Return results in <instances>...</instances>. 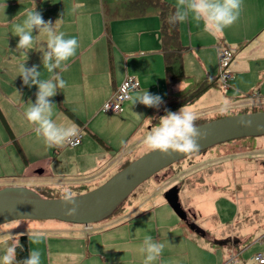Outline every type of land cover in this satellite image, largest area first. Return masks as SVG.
<instances>
[{
  "label": "crops",
  "instance_id": "0c3cea01",
  "mask_svg": "<svg viewBox=\"0 0 264 264\" xmlns=\"http://www.w3.org/2000/svg\"><path fill=\"white\" fill-rule=\"evenodd\" d=\"M130 1L133 0H0V173L10 174L13 170L11 167L9 172H4L11 155L17 160L15 167H18V157L13 155L15 151L27 161L26 165H29L21 144L30 134L44 142L43 137L37 135L36 126L25 116L30 103H35L38 89L36 86L28 87L23 84L22 78L19 77V65L24 62L29 68L35 65L42 72V78L49 77L50 74L43 69L40 52L41 48H46L47 35L34 31L36 46L26 57L23 50L16 49L19 37L14 33V25L22 23L26 12L33 9L42 15L44 21H51L53 24L57 21L55 29L57 32H63L65 38L75 37L79 42L76 55L66 62L64 70H56L67 82V87L60 89V92L50 99L55 104L52 118L59 126L69 127L75 124L92 138H86L84 133L81 144L71 147L76 150L77 156L89 158L87 167L90 170L100 173L104 168V173L109 170L106 175L110 176L125 161L150 149L143 147L140 153L130 159L128 155L134 153L131 150L125 155L124 161H121L123 157L118 156L114 166L112 161L115 158H111L108 151H105L111 149L112 142L104 138L99 125L107 127L108 123H114V127L119 129L131 124L135 128L133 135L136 136L137 133L138 136L141 122L145 124L146 119L153 116L152 123H157L165 113L171 111L160 109L166 100H178L195 89L196 85L183 95L180 94L186 78L193 76L198 79V83L202 79L217 76L219 50L227 49L231 53L228 69L232 73L230 90L233 95L242 93L249 97L252 92H257L256 96L251 98L264 100V0H243L239 19L220 33L206 31L202 22L192 19L184 23L177 22L178 39L183 46L180 60L184 76L170 88L164 78L160 23L156 9L145 6L143 9L130 11ZM164 1L176 8L177 0ZM126 75L136 79L137 88L132 90L129 98L123 102L119 115L105 114L101 110L104 101ZM146 91L161 98L159 107H147L139 102L133 105V100ZM62 112L65 116L57 119L56 115L60 116ZM204 115L210 117L208 113ZM66 116L72 122L68 121ZM137 139L140 141V138ZM92 140H96L102 147L93 144L95 148L91 154L88 147H92ZM234 142H238L237 151L243 149L239 141L226 142L230 144L231 151L235 150ZM190 158L181 159L177 164ZM184 168L193 169L190 166ZM37 173L43 171L39 169ZM165 174L169 175V171ZM159 175L160 173L156 176ZM172 184L178 186L179 194L182 181L169 183ZM55 185H58V191L61 187L70 186L61 183ZM48 187L50 186H38L36 191L43 193L49 191ZM200 187L196 180L189 190L197 191ZM91 188L93 187L86 190ZM78 192L83 191L79 189L74 193ZM138 193V197H142L141 200L137 201L135 197L132 201L127 199L103 224H89L87 228V225L51 220L52 223L39 231L20 235H26L28 252L33 248L41 251L42 264H144L146 253L141 252V247L147 234L165 245L162 255L154 264H264L253 259L255 253H264V223L262 229L253 237L248 231L251 226L236 235L231 232L221 235L211 233V236L204 232L202 235L184 229L183 220L163 209L161 213L154 211L150 218L136 219L145 213L149 206L151 209L155 205L151 203L147 206L145 203L146 199H149L146 185L142 186ZM242 193L239 189L238 194L243 202H246L247 199ZM201 196L200 193V198ZM202 198L210 200L204 195ZM160 204L161 202L158 203ZM168 208L171 209L170 206ZM171 211L173 212L172 209ZM188 211L193 219V213L189 209ZM208 227L212 230L211 225ZM37 234L44 237L39 245L32 244L29 239ZM201 235L203 237H200ZM19 236L12 239L0 238V255H3L7 247L18 243ZM217 238L223 239L224 242L214 245L213 239ZM246 244L254 250L246 248ZM210 246L215 248L212 247L211 250ZM230 253L235 256V262L227 263L226 259Z\"/></svg>",
  "mask_w": 264,
  "mask_h": 264
},
{
  "label": "rangeland",
  "instance_id": "374dc122",
  "mask_svg": "<svg viewBox=\"0 0 264 264\" xmlns=\"http://www.w3.org/2000/svg\"><path fill=\"white\" fill-rule=\"evenodd\" d=\"M219 51H217V55ZM217 59H219V57ZM215 78L217 79V76ZM197 80L198 79H195L193 76L186 78L184 80L183 90L180 94L183 95V93L193 89ZM230 87L231 82L228 88L222 89L217 81L216 85L208 89L204 95L202 93L199 98L184 107L191 110L196 117H199V115L205 116V113H208L210 117H216L236 114L241 110L256 108L264 110V100H254L252 98L256 95L252 94H250L249 97L242 93H237L236 96H234ZM252 93L257 94V92ZM179 109L169 112H178ZM167 113H165L164 116ZM148 114L149 113H147V115ZM64 116L65 114L63 112L60 116L56 115L59 120ZM67 119L72 122L70 118L67 117ZM152 119L153 116L146 119V126L143 122L140 123L138 128L140 131L138 132L137 130L138 136L137 133L136 136L133 135L135 128L131 124H127L124 128L119 129L114 127V123L110 125L108 123L107 127H104V125L98 126L104 138H108L112 142L111 149L105 151H108L107 153L111 158H115L112 161L114 162V166L117 164L118 159L116 160V158L118 156H121V158L123 157L121 161H124L126 159L125 155L129 151H134L133 155H128L131 159L136 154L140 153L143 147L148 148L144 142V138L160 123V119L157 123H152ZM149 126L151 127L150 130L148 129ZM78 129L82 128L78 127ZM84 133L86 138L92 139L86 131H83V135ZM137 138H140V141H137ZM38 139L30 134L21 144L29 161L28 166L26 165L27 161L15 151L13 155L15 158L18 157V167H15L17 165V160L11 155L9 164L6 166L4 172H9L11 167H13V170L10 174L0 173V189L10 186H19L35 189L36 191L38 186L43 185L50 186L48 187L50 188L49 190H53V193L57 195L61 192L56 191V186L58 185L55 184L61 183L70 185L69 187H61V190H70L75 195L74 192L79 189L85 191L86 188H94V186L102 184L109 177L106 175L109 170L104 173V168L100 173L96 172V170L88 169L87 162L89 158L77 156L76 150H72L66 143L61 146L49 147L45 141L43 142L42 140L41 142ZM93 142L94 143L91 145L92 147H88L91 154L95 148L93 144L101 146L96 140ZM239 143L243 147L240 151L236 150L238 142H234L235 150L233 151H231L229 143L216 144L194 155L189 160H184L179 164L173 163L171 167L162 169L163 172H158L160 173L159 176H156L158 175V173H156V175H154L155 177L152 176L148 178L145 183L133 190L127 198L130 201H132L134 197L137 201L141 200L142 197H138V191L142 186L146 185L149 199H146L145 203L147 206L151 205V203L155 204L151 209V206H149V209L136 217V219L150 218L154 211L160 212L162 209L175 216L176 214H173L171 209L168 208L169 206L166 204L163 194L169 187L175 185H169L170 182L181 180L182 186L178 194V196H180L178 200L180 206L183 211L186 212V215L190 216L188 209L193 213L194 218L192 222L207 235L211 233H213V235L215 233L216 235H221L228 232L236 235L238 232L246 229V227H252L248 229V231L252 234L249 235L253 237L262 229L261 226L264 223V134L252 138L241 139ZM109 162L111 161H108V163ZM107 166L108 165H106V167ZM187 166H190V168L193 167V169H185L184 167ZM39 169L42 170L43 173H37ZM164 170L169 171V175L165 174L166 171ZM155 178L159 180H155ZM196 180L201 186L199 189L201 192L199 190L192 192L189 190V187L192 186L193 182ZM239 189H241V193L243 192L242 195H244V198L247 199L246 202H243L241 196L238 194ZM200 193L202 194L201 198ZM245 194L247 195L245 196ZM203 195L206 198L209 197L210 200H204L202 198ZM43 196H46V194ZM127 199L124 201H127ZM160 202L161 204L158 205ZM111 216L110 214V216L105 217L103 220L91 223L90 225L95 226L103 224L104 221ZM52 221H9L0 225V238L3 239L6 237V239H12L17 238L20 234H31L49 225ZM209 225H211L212 230L209 229ZM182 227L192 231L184 221L182 222ZM200 237L203 236L201 235ZM213 240H215V244L213 243L214 245H220L224 242V240L220 238ZM248 244L245 245L247 246L246 248L251 251L254 250L249 247ZM212 247L215 248L214 246H210L209 248L212 250Z\"/></svg>",
  "mask_w": 264,
  "mask_h": 264
},
{
  "label": "clouds",
  "instance_id": "9594fccd",
  "mask_svg": "<svg viewBox=\"0 0 264 264\" xmlns=\"http://www.w3.org/2000/svg\"><path fill=\"white\" fill-rule=\"evenodd\" d=\"M242 8L243 0H177L175 12L168 17V22L176 24L192 19L202 22L206 31L215 34L232 26L239 19ZM55 24L44 21L42 15L33 9L26 12L22 23L14 25L15 36L19 37L16 49L23 50L26 57L36 46L34 31L47 35L46 48H41L40 52L43 69L50 74L49 77L42 78V72L37 66L29 68L25 66V62L19 65V77L24 85L36 86L38 89L35 103H30L25 116L36 126L37 135L42 136L49 147L61 146L79 133L75 124L69 127L59 126L52 118L55 104L50 98L67 87V82L56 70L63 71L66 62L76 55L80 46L77 38H65L63 32H57ZM137 102L147 107H159L161 98L146 91L133 100V105ZM196 119V115L184 106L178 112H168L160 118L159 125L146 135L144 142L162 156L197 153L205 133L195 123ZM247 123L242 121L244 126ZM62 204L65 215L77 214L79 205L72 191L64 192ZM29 239L32 244L39 245L44 237L37 234ZM17 247L23 250L20 243L7 247L3 255H0V264H42V254L38 248L30 249L28 258L17 261ZM164 248L165 245L156 241L152 235H145L141 247V252L146 253L144 264H154Z\"/></svg>",
  "mask_w": 264,
  "mask_h": 264
},
{
  "label": "water",
  "instance_id": "95a60500",
  "mask_svg": "<svg viewBox=\"0 0 264 264\" xmlns=\"http://www.w3.org/2000/svg\"><path fill=\"white\" fill-rule=\"evenodd\" d=\"M242 121L248 122L247 126ZM197 126L205 133L200 141V152L233 139L263 135L264 110L220 116ZM189 155L173 153L162 156L152 149L144 152L115 171L102 184L75 194L79 209L72 216L64 214L63 196L46 197L26 187H4L0 189V225L13 220H59L82 225L99 222L143 181ZM177 191V185L169 187L163 194L165 201L192 231L203 235L204 231L192 222L191 215H186L181 208Z\"/></svg>",
  "mask_w": 264,
  "mask_h": 264
},
{
  "label": "trees",
  "instance_id": "16d2710c",
  "mask_svg": "<svg viewBox=\"0 0 264 264\" xmlns=\"http://www.w3.org/2000/svg\"><path fill=\"white\" fill-rule=\"evenodd\" d=\"M145 6H151L154 9H156L157 17H158L159 23H160L159 24V35H160V45H161L162 56H163L164 78H165L166 85L168 86V88H170L173 83L181 80L184 76L183 70H182V65H181V60H180V51L182 50L183 46L180 44L179 39H178L177 23L176 24H170L168 22V17L170 15L174 14L175 8L173 5H171L170 3H168L164 0H133V1H130V11H133L137 8L143 9ZM216 83H217L216 78L202 79L201 81H199L196 84L195 89L193 91L189 92V94H187L185 97L180 98L178 100L177 99H175V100H173V99L169 100L168 99V100H166V102H164V104L160 107V109L163 111L164 110L165 111L172 110V109H175L181 105L187 104L188 102H192L193 100L197 99L208 88L214 87L216 85ZM258 110H262V109L256 108V109H251V110H241L239 113L252 112V111H258ZM67 113L70 114L71 116H73L69 111H67ZM216 117H220V116H216ZM216 117L199 116V117H197L195 123L199 124L201 122H204V121L216 118ZM247 138H249V137L237 138V139H233L230 141H239L241 139H247ZM226 142H229V141H226ZM226 142H223V143H226ZM223 143H219V144H223ZM200 152L191 154V155L185 157L184 159H187L188 157L189 158L193 157L194 155H196ZM131 160L125 161L121 165V167L126 165ZM179 161H181V160H179ZM179 161L175 162L174 164H177ZM172 165L173 164L167 166L166 168L171 167ZM88 190H90V189H88ZM56 191L61 192V193L55 195V193H53V190H49V191H46V192H43L40 194H42V195L46 194V197H62L64 192H65V191H61V190H59V191L56 190ZM83 192H85V191H83ZM79 193H82V192H78L75 194H79ZM129 195L125 199H127L129 197ZM124 200L116 207V209L111 214H113L115 211H117L121 207L123 202H125ZM18 243H20L23 250H21L20 247H17L16 259H17V261H22V260L28 258V256H29L26 235H20L19 239H18Z\"/></svg>",
  "mask_w": 264,
  "mask_h": 264
},
{
  "label": "built area",
  "instance_id": "2783aa9c",
  "mask_svg": "<svg viewBox=\"0 0 264 264\" xmlns=\"http://www.w3.org/2000/svg\"><path fill=\"white\" fill-rule=\"evenodd\" d=\"M218 60V74L217 81L218 85L222 89H226L230 85V81L232 80V73L228 69V65L231 61V53L227 49H223L218 52L217 58ZM137 88V81L131 75H126L110 95V97L104 101L101 110L105 114L111 115H119L122 112V104L126 101L130 92ZM252 95H256V93H252ZM83 138V131L79 129V133L76 137L71 138L66 142V145L70 147H77L81 144ZM88 228V225L86 226ZM253 259L258 263H264V253L257 252L253 255ZM226 262H235V256L230 253L228 255Z\"/></svg>",
  "mask_w": 264,
  "mask_h": 264
}]
</instances>
